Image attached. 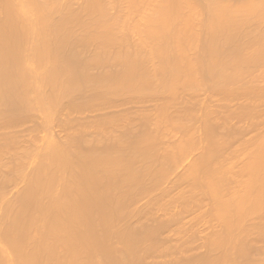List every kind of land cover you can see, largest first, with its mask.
Returning a JSON list of instances; mask_svg holds the SVG:
<instances>
[{
  "label": "bare ground",
  "instance_id": "obj_1",
  "mask_svg": "<svg viewBox=\"0 0 264 264\" xmlns=\"http://www.w3.org/2000/svg\"><path fill=\"white\" fill-rule=\"evenodd\" d=\"M0 264H264V0H0Z\"/></svg>",
  "mask_w": 264,
  "mask_h": 264
}]
</instances>
